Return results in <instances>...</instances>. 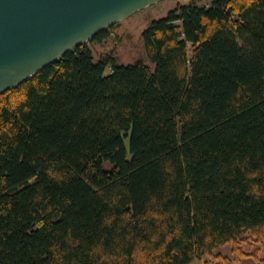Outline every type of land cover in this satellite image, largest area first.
I'll return each instance as SVG.
<instances>
[{"label": "trees", "instance_id": "obj_1", "mask_svg": "<svg viewBox=\"0 0 264 264\" xmlns=\"http://www.w3.org/2000/svg\"><path fill=\"white\" fill-rule=\"evenodd\" d=\"M115 27L0 95V264H264V0Z\"/></svg>", "mask_w": 264, "mask_h": 264}, {"label": "water", "instance_id": "obj_2", "mask_svg": "<svg viewBox=\"0 0 264 264\" xmlns=\"http://www.w3.org/2000/svg\"><path fill=\"white\" fill-rule=\"evenodd\" d=\"M164 0H0V95Z\"/></svg>", "mask_w": 264, "mask_h": 264}, {"label": "rangeland", "instance_id": "obj_3", "mask_svg": "<svg viewBox=\"0 0 264 264\" xmlns=\"http://www.w3.org/2000/svg\"><path fill=\"white\" fill-rule=\"evenodd\" d=\"M192 0H164L142 11L135 13L124 21L114 25L111 35L103 43L91 45L95 61H99L105 56L110 55L114 58L117 65H131L137 62H144L146 65L154 68V65L148 59L142 34L152 21L167 17V15L182 5H188ZM209 5L207 1H198V5ZM112 26V27H114ZM111 27V28H112ZM110 29V28H109ZM110 71L108 68L107 73ZM128 144V142H127ZM214 254H221L231 257V248L229 245L219 247ZM264 258V256H262ZM209 257H203L200 261H194L192 264H211ZM241 264H255L251 259H243Z\"/></svg>", "mask_w": 264, "mask_h": 264}]
</instances>
